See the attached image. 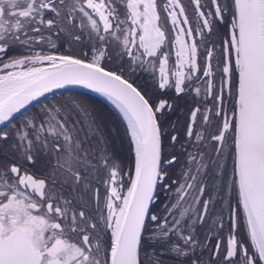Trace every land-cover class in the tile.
Returning <instances> with one entry per match:
<instances>
[{"label":"snow or ice","instance_id":"1","mask_svg":"<svg viewBox=\"0 0 264 264\" xmlns=\"http://www.w3.org/2000/svg\"><path fill=\"white\" fill-rule=\"evenodd\" d=\"M0 264H264V0H0Z\"/></svg>","mask_w":264,"mask_h":264},{"label":"flooded vegetation","instance_id":"2","mask_svg":"<svg viewBox=\"0 0 264 264\" xmlns=\"http://www.w3.org/2000/svg\"><path fill=\"white\" fill-rule=\"evenodd\" d=\"M64 95H71L72 93H63ZM57 95H61V94H57ZM90 107L93 109H98V110H102L104 111L105 114H108V111H110L106 106H104L103 104H99L96 103L95 105H90ZM104 113H103V117H104ZM110 116V115H109ZM107 128L111 131L113 128H119L120 124L118 120H104ZM121 139L122 137L117 135L115 138V148L116 151L125 159H127L128 156V152H127V146L126 144H122L121 143Z\"/></svg>","mask_w":264,"mask_h":264},{"label":"water","instance_id":"3","mask_svg":"<svg viewBox=\"0 0 264 264\" xmlns=\"http://www.w3.org/2000/svg\"><path fill=\"white\" fill-rule=\"evenodd\" d=\"M62 93H68V92H65V90H59L57 94H62ZM70 93H75V94H82V95H87V96H90V97H93L95 99H98L102 102H104L106 105H108L111 109V105H109L102 97H100L98 94L96 93H92L90 92L88 89H83V88H75V89H72Z\"/></svg>","mask_w":264,"mask_h":264},{"label":"rangeland","instance_id":"4","mask_svg":"<svg viewBox=\"0 0 264 264\" xmlns=\"http://www.w3.org/2000/svg\"><path fill=\"white\" fill-rule=\"evenodd\" d=\"M72 96L74 97H77L75 94H71ZM57 98H60L61 95H56ZM67 96V95H66ZM79 96V95H78ZM79 99H81L83 101L82 98L78 97ZM84 102V101H83ZM87 105H91V104H87ZM94 109V108H93ZM95 113L102 118V120H117L116 117H114V113L112 111H108V114L110 115H107L104 113L103 109L102 110H98V109H94ZM103 113H104V117H103Z\"/></svg>","mask_w":264,"mask_h":264},{"label":"trees","instance_id":"5","mask_svg":"<svg viewBox=\"0 0 264 264\" xmlns=\"http://www.w3.org/2000/svg\"><path fill=\"white\" fill-rule=\"evenodd\" d=\"M73 94V93H72ZM77 97H80L83 99V101L86 103V104H91V105H95L96 103H99V104H103L104 106H106L110 111H112L114 113V111L108 106L106 105L104 102L98 100V99H95L93 97H90V96H87V95H82V94H75ZM79 95V96H78ZM114 117H115V113H114Z\"/></svg>","mask_w":264,"mask_h":264}]
</instances>
